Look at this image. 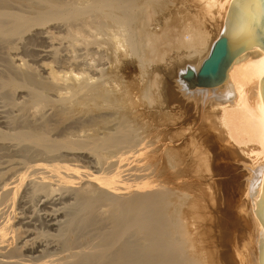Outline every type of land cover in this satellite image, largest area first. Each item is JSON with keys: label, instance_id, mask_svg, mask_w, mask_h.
<instances>
[{"label": "bare ground", "instance_id": "6f19581e", "mask_svg": "<svg viewBox=\"0 0 264 264\" xmlns=\"http://www.w3.org/2000/svg\"><path fill=\"white\" fill-rule=\"evenodd\" d=\"M154 1L0 0V264H235L231 250L237 264H260L253 208L264 184V51L235 58L222 87L189 89L178 72L200 71L232 0H192L196 16L184 11L149 32L147 7L162 4ZM103 28L106 41L88 40ZM66 38L70 49L111 45L115 63L135 54L141 70L186 52L169 68L179 92L159 96V125L143 122L136 130L146 135L137 134L130 121L148 117L125 109L133 92L114 88L123 76L63 54L55 43ZM35 40L45 45L29 64L16 51ZM222 143L236 150L234 165ZM240 169L245 183L235 200ZM244 230L247 260L233 236Z\"/></svg>", "mask_w": 264, "mask_h": 264}, {"label": "rangeland", "instance_id": "374dc122", "mask_svg": "<svg viewBox=\"0 0 264 264\" xmlns=\"http://www.w3.org/2000/svg\"><path fill=\"white\" fill-rule=\"evenodd\" d=\"M154 1V0H153ZM157 1H159V0H155L154 2H157ZM170 2H172L171 0H169ZM174 2L173 3H169V2H167L166 0H161V3L162 4H160V5H156V4H154V6L153 5H151V7H147V14H150L151 16H149V17H151V19L149 18L148 19V24H147V26H149L148 27V29H147V27H146V29L149 31V32H154V31H157V32H159V31H161L162 29H163V27H164V25H165V23H166V21H168V22H170V23H172V22H176L177 21V19L178 20H180L181 18L180 17H182L183 18V16H184V14L183 13H185L186 11V13H185V18L187 17V13L189 12V14H192V15H195L196 16V11H194L193 9H194V7H193V5H194V2H192V0H190V3L188 2L189 0H173ZM182 1V2H181ZM185 1V2H184ZM187 2V3H186ZM192 2V3H191ZM185 3V4H184ZM187 4V5H186ZM190 4V5H189ZM156 5V6H155ZM173 7V8H172ZM192 8V9H191ZM193 10V11H192ZM185 11V12H184ZM154 12V13H153ZM194 12V13H193ZM156 13V14H155ZM162 13V14H161ZM168 13V14H167ZM161 14V15H160ZM159 15V16H158ZM189 16V15H188ZM191 16V15H190ZM189 16V17H190ZM179 17V18H178ZM168 18H170L169 20H168ZM176 20H175V19ZM164 19H166V20H164ZM150 20V21H149ZM172 20V21H171ZM153 21V22H152ZM112 22V21H111ZM150 22V23H149ZM213 21H211L209 24H213L212 23ZM113 23V22H112ZM112 23H105L106 24V26L109 28L111 25L113 26L114 25V23L112 24ZM153 23V24H152ZM107 24H109V25H107ZM151 24V25H150ZM106 26H103V27H106ZM111 26V27H112ZM106 27V28H107ZM110 27V28H111ZM132 27V28H131ZM109 28V29H110ZM114 28V30H116V27H113ZM105 28H103L102 30H103V32L106 34V36H105V34L102 32L101 33V31L102 30H100L99 32L97 31V33H98V35H97V33H96V31H91L90 32V34L89 35H93V36H91L90 38H88V40H91L92 38L93 39H96V41H98V42H104V41H106L107 40V38H108V35L110 34V31H112L111 29H110V31L108 32L107 30H109V29H105ZM133 26H126V28H125V35L128 37V35H131L132 36V32H133ZM151 29V30H150ZM107 32V33H106ZM215 32V31H214ZM95 34L97 35V36H95ZM100 34H104V35H100ZM58 35V34H57ZM60 35H63L64 36V34H60ZM95 36V37H94ZM106 38H105V37ZM103 40V41H102ZM35 41H38V43H40L39 45H36V44H38V43H36ZM33 43H29L27 46H25V47H23V45H18V48L19 49H17L19 52H17L16 51V53L19 55V56H23L25 59L28 57L29 59H30V61H29V59L27 58L26 60H28L29 62H31L32 61V59L33 60H35V54H34V52H33V50L35 51V53H36V51H37V53H38V50L39 49H41L42 48V46H44L45 44H43L40 40H35ZM70 42H72V40H70L69 38H66V39H62L61 41H56V47L57 48H59V49H62V48H64V46H65V49H63L62 50V53L63 54H65V55H67V56H69V57H74V55L76 56V58L78 57V56H80V55H82L83 54V56H80V58L78 57L77 58V60H79V61H81V62H86L87 64V66H88V68L90 69H95V70H97L96 69V65H97V67H99V69H104V72L106 71V72H108V73H111V71H113V70H115V72L118 74V72H119V74L118 75H120V76H123L122 78H121V80L119 81H116L115 82V84H114V88H117V89H119V88H121L122 87V89H127L128 87H129V89L127 90L129 93L130 92H133L132 94L130 93V95H132V98L133 97H135V98H131V96H130V99H131V101H134V102H130L129 103V101L128 102H126V103H128V104H124V107H125V109L126 108H129V109H131V108H138V111L140 112L141 110V112H143L144 114L143 115H145V116H143L142 117V119H144V117H148V119L146 118V119H144V120H134L133 121V119L130 121V123L129 124H131V126H132V128L134 129V130H136V128L138 129V127H140L142 124H144V123H148V124H150V125H153V127L154 128H156L157 127V125H159V124H157L158 122L156 121L155 123H154V121L155 120H157L160 116L159 115H161V110L159 109V107H161V106H158L159 105V103H161V97H159V96H161V93L165 90V88H170L171 90L172 89H174V90H172L175 94H176V91H177V93L179 92V90H178V88L176 87V83H175V80L173 79V77H171L170 76V74H169V68H171V70H173L174 69V71H176L175 69V67H177L178 65V61H179V59H181V58H183V56L186 54L187 55V53L186 52H180V54L179 53H177L176 54V52L174 51V50H172V51H170V53L168 52V54H166V56H164L165 58L163 59V60H158V61H154V63H153V61L150 63V61L147 63V67L145 66V69L144 70H141V68H140V64H139V59H138V57L134 54V55H132V54H130V56L128 57V58H125V57H123L122 56V59H121V63H119V62H117V63H115V61L112 59H110L111 57L113 58V55H112V53H111V48H112V46L111 45H105V44H101L102 46L99 48L98 46H87V41H85L86 42V44L84 43H82V42H80V43H78L77 44V46H75L74 48H73V46H72V48L70 49V47H69V45L71 46L72 44L70 43ZM60 45H59V44ZM67 43H69V45L67 44ZM82 43V44H81ZM32 44V45H31ZM67 44V45H66ZM25 45V44H24ZM64 45V46H63ZM85 45V46H84ZM69 47V49L67 50L66 48H68ZM111 47V48H110ZM21 49H24V52H22V50ZM20 50H21V53H20ZM25 50H26V52H28V53H25ZM32 51V52H30V51ZM64 50L67 52H64ZM73 50V51H72ZM70 51H72L73 53H75V54H73L72 52V54H73V56H72V54H69L70 53ZM77 52V54H76V52ZM89 51V52H88ZM107 51V52H106ZM3 52V54H4V56H6V55H8L7 53H8V51H7V49H6V51L5 50H3L2 51ZM93 52H94V54H93ZM96 52V53H95ZM109 52H110V55L111 56H109ZM174 52V53H173ZM23 53H25V54H23ZM29 53H33L32 55H30ZM36 53V54H37ZM61 52H59V54H60ZM90 53H92V54H90ZM99 53V54H98ZM90 54V55H89ZM108 54V55H107ZM28 55V56H27ZM89 55V56H88ZM167 55H168V57H167ZM185 55V56H186ZM31 56V57H30ZM34 56V57H33ZM91 56H92V58H91ZM98 56V57H97ZM102 57V58H100V57ZM179 56V57H178ZM181 56V57H180ZM184 56V57H185ZM178 57V58H177ZM175 58V59H174ZM102 59V60H101ZM109 59V60H108ZM92 60V61H91ZM174 60H175V62H174ZM36 61V60H35ZM88 61V62H87ZM112 61H114V62H112ZM34 61H32L31 63H29V64H32ZM90 62V63H89ZM98 62H99V64H98ZM112 62V63H111ZM177 62V63H176ZM153 63V64H152ZM85 64V63H84ZM91 64V65H90ZM101 64V65H100ZM103 64V65H102ZM111 64V65H110ZM138 64V65H137ZM98 65H100V66H98ZM120 65V66H119ZM175 65V66H174ZM87 66H86V68H87ZM90 66V67H89ZM106 66V67H105ZM167 66V67H166ZM113 67V68H112ZM154 67V68H153ZM113 70H112V69ZM118 68V69H117ZM139 68V69H138ZM178 68V67H177ZM108 69L110 70V71H108ZM117 69V70H116ZM168 70V71H167ZM170 70V71H171ZM142 71V72H141ZM153 71V72H152ZM114 72V71H113ZM156 72V73H155ZM142 73L144 74V75H142ZM156 74V75H155ZM141 75V76H140ZM152 75V76H151ZM159 76V77H158ZM156 77V79H154ZM148 78H152L151 80L150 79H148ZM168 78V79H167ZM131 79V80H130ZM148 80V81H147ZM150 80V81H149ZM153 80H155V81H153ZM124 81V82H123ZM126 81H129V83L128 82H126ZM136 81V82H135ZM144 81V82H143ZM168 81V82H167ZM170 81V82H169ZM148 82H150L151 84H148V87H147V83ZM154 82H155V84H154ZM136 85H135V84ZM143 83H145V84H143ZM153 83V84H152ZM120 84V85H119ZM123 84H125V85H123ZM116 85H118L117 87H116ZM153 85V87H151ZM167 85V86H166ZM121 86V87H120ZM126 88H125V87ZM136 86V87H135ZM171 86H172V88H171ZM175 86V87H174ZM161 87H162V89H161ZM144 88V89H143ZM145 89H147L146 91H145ZM150 89H151V91H150ZM130 90V91H129ZM159 91H160V94H159ZM144 93V94H143ZM152 93V94H151ZM139 94V95H138ZM147 96H146V95ZM134 95V96H133ZM144 95V96H143ZM148 95H151V96H148ZM177 95V94H176ZM16 96V95H15ZM14 96V97H15ZM19 97L20 96H16L15 97V99H16V101L17 100H19ZM141 97V98H140ZM146 97L147 98H149V100L148 99H146ZM140 99V100H139ZM159 99V100H158ZM159 102H158V101ZM141 101V102H140ZM134 103H136V104H134ZM131 104H132V106H131ZM142 104V105H141ZM135 105V106H134ZM138 105V106H137ZM143 105H145V106H143ZM178 104L177 103H174V104H172V107L174 106H177ZM134 106V107H133ZM158 106V107H157ZM146 107L148 108V109H146ZM136 108V109H137ZM145 108V109H144ZM154 109V110H153ZM148 110V112H146ZM153 111L152 113L150 112V111ZM155 110L156 111H158V113L156 112L155 114L157 115V114H159L157 117H154L153 118V120H152V117L153 116H156L155 114H154V112H155ZM170 110H172V109H170ZM179 109L177 108V111H178ZM125 111V110H124ZM165 111H167V110H165ZM168 111H169V109H168ZM175 111V109H173V112ZM140 112V113H141ZM145 112L146 113H148L149 115H150V113H151V115L150 116H148V114H145ZM160 112V113H159ZM142 114V113H141ZM133 115V114H132ZM135 115V114H134ZM134 115L132 116L133 118H134ZM150 118V119H149ZM156 118V119H155ZM147 120H152V121H150V122H148ZM159 120V119H158ZM136 121V122H135ZM138 121V122H137ZM144 122V123H143ZM153 122V123H152ZM142 123V124H141ZM140 132V135H141V137L143 136L144 137V135H146L145 133H143L144 132V130H139V131H137L136 130V133L138 134ZM224 144L225 145H227V148L225 149V146H224ZM222 146H220V148L221 149H219V150H223V152L225 151L226 153L228 152V150H230L229 151V153H227V158L229 159L231 156V158H233L234 156H233V154L234 155H236V153H234V152H236V150L233 148V147H230V145H229V147H228V144H226V143H222L221 144ZM222 148H224V149H222ZM232 149V150H231ZM234 149V150H233ZM233 153V154H232ZM230 155V156H229ZM226 159V161L229 163V161L232 163V165H234L235 163H234V160L233 159ZM232 160V161H231ZM231 163H229L230 165H231ZM242 169V168H241ZM240 169V174H235L236 175V178H232V181L235 183V185L237 186L236 188H235V193L234 194H236V195H234L233 194V197H234V199L235 200H240V198H241V192L239 191V188H241L242 189V187L244 188V179L242 178V176H243V174L245 173V171H243V170H241ZM92 171H95L94 169H91ZM236 172V171H235ZM132 173V172H131ZM239 176V177H238ZM131 179H133L132 177H131ZM244 199V198H243ZM73 201L72 200H70V201H68V204L69 203H72ZM104 203V202H103ZM102 203V204H103ZM101 205V204H100ZM104 205V207H106V209L101 205L100 207L102 208V211H103V209H105V211L107 210V208H109L107 205H106V203H104L103 204ZM70 208H68L67 210H69ZM73 210L71 209V211L69 210L68 212H66V213H68L69 214V212H72ZM104 211V212H105ZM108 211V210H107ZM108 213V212H107ZM110 214L111 213H109V218L110 217H113V215H111L110 216ZM111 219V218H110ZM229 223H230V221H229ZM103 226V225H102ZM105 227V226H104ZM100 229H101V226L99 227ZM90 230H93V232H89ZM88 232H89V234H94L96 231H94V229H89L88 230ZM87 232V233H88ZM240 232V231H239ZM239 232H237V233H234L233 234V236L235 235V236H237L236 238H237V240H238V248H239V251H241V254L243 255V258L244 259H251L250 257H251V255H249V253L251 252V249L250 248H252V245L250 244V240H249V238H247V235L249 234L250 235V233H251V230H244V231H241L240 233H242V234H240ZM246 232H247V235H246ZM248 232H250V233H248ZM135 234V233H134ZM136 235H137V233H136ZM239 235V236H238ZM248 235V236H249ZM132 236V235H131ZM131 236H130V239H132L133 237H134V235L132 236V238H131ZM241 236V237H240ZM137 237H139V236H137ZM136 237V238H137ZM135 238V237H134ZM135 238V240H131L132 242L133 241H135L136 242V240H138L139 238H137L136 239ZM129 239V240H130ZM243 239V240H242ZM240 240V241H239ZM243 242H245V244H243L242 243V241ZM247 240H248V242H247ZM248 243H249V245H248ZM241 244H243L242 245V247H241ZM246 244H247V246H246ZM245 245V246H244ZM246 248V250H245V248ZM247 251V252H246ZM248 251H250V252H248ZM235 253V255L233 254V258H234V263L235 264H237V260H236V251L234 252L233 250H231V253ZM249 257V258H248ZM248 264V263H247Z\"/></svg>", "mask_w": 264, "mask_h": 264}, {"label": "water", "instance_id": "95a60500", "mask_svg": "<svg viewBox=\"0 0 264 264\" xmlns=\"http://www.w3.org/2000/svg\"><path fill=\"white\" fill-rule=\"evenodd\" d=\"M233 4L234 0L230 3L220 37L213 43L200 71L196 72L190 66L179 70V80L189 89L198 91L222 87L227 83V71L235 58L252 49L264 51V25L260 22L258 10L253 7L250 16L245 7H234ZM260 88L264 103V78ZM253 209L259 224V262L264 264V184L262 193L258 195V204Z\"/></svg>", "mask_w": 264, "mask_h": 264}, {"label": "snow or ice", "instance_id": "6c2138e0", "mask_svg": "<svg viewBox=\"0 0 264 264\" xmlns=\"http://www.w3.org/2000/svg\"><path fill=\"white\" fill-rule=\"evenodd\" d=\"M234 7H245L251 16V9L255 7L258 10L260 22L264 25V0H234ZM255 19V17H253Z\"/></svg>", "mask_w": 264, "mask_h": 264}]
</instances>
